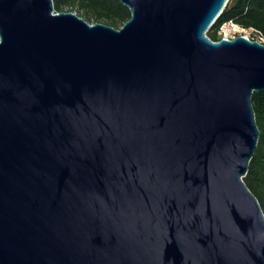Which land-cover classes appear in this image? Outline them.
Listing matches in <instances>:
<instances>
[{
  "label": "water",
  "instance_id": "95a60500",
  "mask_svg": "<svg viewBox=\"0 0 264 264\" xmlns=\"http://www.w3.org/2000/svg\"><path fill=\"white\" fill-rule=\"evenodd\" d=\"M227 1L0 0V264H264V42L208 35Z\"/></svg>",
  "mask_w": 264,
  "mask_h": 264
},
{
  "label": "trees",
  "instance_id": "16d2710c",
  "mask_svg": "<svg viewBox=\"0 0 264 264\" xmlns=\"http://www.w3.org/2000/svg\"><path fill=\"white\" fill-rule=\"evenodd\" d=\"M56 10L76 7L77 13L90 22H106L114 27L130 18L128 7L121 0H53ZM232 19L248 27H256L264 34V0H228L220 16L210 26L208 35L219 39L218 25ZM251 101L260 131L256 151L250 160L248 171L243 176L248 187L258 197L264 210V89L254 91Z\"/></svg>",
  "mask_w": 264,
  "mask_h": 264
},
{
  "label": "built area",
  "instance_id": "2783aa9c",
  "mask_svg": "<svg viewBox=\"0 0 264 264\" xmlns=\"http://www.w3.org/2000/svg\"><path fill=\"white\" fill-rule=\"evenodd\" d=\"M218 26L219 27L217 28V34L219 36V39L222 37L233 38L237 36V34H242L250 39L254 38L264 42V34L261 32V30L254 26H243L238 22L236 23L232 19L222 21V23Z\"/></svg>",
  "mask_w": 264,
  "mask_h": 264
},
{
  "label": "rangeland",
  "instance_id": "374dc122",
  "mask_svg": "<svg viewBox=\"0 0 264 264\" xmlns=\"http://www.w3.org/2000/svg\"><path fill=\"white\" fill-rule=\"evenodd\" d=\"M68 9H70V7H64L62 10H63V11H69ZM72 9H74L73 11H75V12H77V13H80V11H78L76 7H72ZM120 26H121V24H120ZM118 27H119V26H118ZM207 33H208V31H207Z\"/></svg>",
  "mask_w": 264,
  "mask_h": 264
}]
</instances>
